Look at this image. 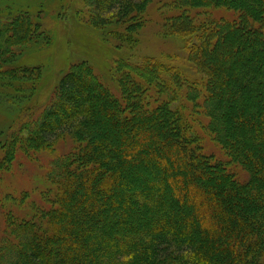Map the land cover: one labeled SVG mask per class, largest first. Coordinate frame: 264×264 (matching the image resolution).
Wrapping results in <instances>:
<instances>
[{
    "label": "trees",
    "instance_id": "1",
    "mask_svg": "<svg viewBox=\"0 0 264 264\" xmlns=\"http://www.w3.org/2000/svg\"><path fill=\"white\" fill-rule=\"evenodd\" d=\"M152 1L84 5L91 29L103 34L97 41L125 49L136 44ZM176 2L183 11L233 14L202 24L180 14L164 23L163 36L181 44L185 67L201 81L172 55L139 63L121 57L107 82L82 61L53 75L42 106L21 112L7 147L0 145V168L20 145L23 155L54 153L61 141L71 147L52 159L47 184L40 178L42 207L7 216L0 264H264V0ZM43 31L27 15L0 24V79L26 73L17 58L47 45ZM184 87L192 89V107L202 99L209 133L244 182L201 152L178 104ZM106 123L126 142L105 139ZM165 199L175 211H164Z\"/></svg>",
    "mask_w": 264,
    "mask_h": 264
},
{
    "label": "rangeland",
    "instance_id": "2",
    "mask_svg": "<svg viewBox=\"0 0 264 264\" xmlns=\"http://www.w3.org/2000/svg\"><path fill=\"white\" fill-rule=\"evenodd\" d=\"M84 4L86 0H0V24L18 16L27 15L41 23L44 30L42 38L46 35L49 37L48 42L46 40L47 45L42 44L43 41H41L17 58L15 65L20 71H26V73L10 80L0 79V145L3 149L7 147L10 134L21 112L42 106L45 95L49 93L53 75L70 64L88 61L99 73L101 80L107 82V79L113 75L114 62L121 57L131 63H139L145 59L163 62L165 57L172 55L176 57V62H179L178 65L183 68L189 78L199 80L200 77L194 74L189 64H186V69L187 54L183 51L181 44L176 39L173 40L174 38L169 39L163 36L164 23L170 24L171 21L173 23L178 20L180 14H185L186 18L194 21L195 24H202L205 17L227 21L232 20L233 17L231 12L223 9L188 11L184 9L183 11L176 0H153L143 14L144 26L136 36V44L125 49H118L114 47L112 41L110 46L105 48L103 43L97 41V37L103 39V34L91 29L88 23L89 17ZM107 29L105 27L104 30ZM88 30H92L91 32L96 35L95 39ZM97 43L103 45L104 49H100ZM191 91L189 87L187 89L184 87L181 91L182 96L178 98V104H181V113H184L183 109L187 110L184 113V122L189 128L191 127L192 135L200 145L201 152L212 157L214 161L224 164L235 180L244 182L246 174L237 164L230 161L209 133L208 119L201 114L202 99H197L194 103L196 108L189 103ZM167 94L169 96L171 93L167 92ZM95 102L99 100L96 99ZM177 107L175 103L171 105L172 109ZM104 126L101 134L105 139L111 140L117 136L119 141L126 142V137L113 132L109 123ZM169 132L170 128L166 127L164 133ZM21 147L23 146L16 147L12 160L7 159L5 162L1 160L0 242L7 233L6 218L9 214L24 217L30 209L42 207L43 193L40 197V191L37 188L41 182L47 184L52 159L57 155H63L71 145L68 141H61L54 145V153L30 152L25 155L21 153ZM211 176L217 180L216 176ZM40 178L41 182H39ZM126 183L127 188L131 186L130 182ZM166 190H169V187H166ZM171 201L167 199L164 202L166 213L176 209ZM186 202L185 199L182 201L183 204ZM187 209L189 212L190 209ZM185 225L184 222H180L177 228H186ZM109 227L107 225L106 228L109 229ZM187 230L189 235H193L189 229ZM0 253H5V250H0Z\"/></svg>",
    "mask_w": 264,
    "mask_h": 264
}]
</instances>
